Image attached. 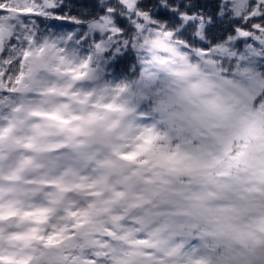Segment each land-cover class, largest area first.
<instances>
[{
  "label": "rangeland",
  "instance_id": "obj_1",
  "mask_svg": "<svg viewBox=\"0 0 264 264\" xmlns=\"http://www.w3.org/2000/svg\"><path fill=\"white\" fill-rule=\"evenodd\" d=\"M252 1L221 5V17L239 18ZM135 4L124 0L137 30L131 38L123 39L110 13L89 24L103 50L117 44L134 51L137 83L122 89L119 104L107 84L82 101L75 89L102 81L104 67L78 74L57 43H31L25 59L18 48L8 51L12 74L0 79V94L9 93L0 99V264H18L25 254L34 256L31 264H200L203 253L210 264H264V106L254 107L264 92V28L237 29L224 44L191 50ZM19 16L0 18V58L6 38L22 30ZM181 17L184 28L193 22ZM150 102L151 116L169 127L161 140L175 137L179 149H152ZM75 210L83 223L64 236L63 218ZM5 213L15 215L12 229ZM199 227L227 254L213 259L193 243L183 248Z\"/></svg>",
  "mask_w": 264,
  "mask_h": 264
},
{
  "label": "trees",
  "instance_id": "obj_2",
  "mask_svg": "<svg viewBox=\"0 0 264 264\" xmlns=\"http://www.w3.org/2000/svg\"><path fill=\"white\" fill-rule=\"evenodd\" d=\"M165 1H167V4H165ZM44 4L45 0H24L20 2V7H17L15 0H0V18L8 15V12L16 16L20 15L17 24L22 27L17 37L13 35L12 38H7V44H5V49H3L2 57L14 58V55L8 53V51H13V49L18 48V50L25 52V59L28 52H31V43H33L34 48H39L41 47L40 42H42L44 44L43 47L50 49L57 43L61 49V54L65 56V58L68 55L72 57V68L75 72L79 74L80 72L82 73V71H84L83 67L85 66L94 67L97 68V70L104 67L101 78L102 81L98 80L95 85L93 83H86V85L75 89V92H77V90L79 91V97L81 96L82 101L86 96L90 95L96 87L99 91L98 96H100L102 91L101 88L106 86V84L116 89L113 91V96L117 101L114 102V105L119 104L121 102L119 98L123 96L118 94V90L132 87L131 89L134 91L139 69L136 65L137 61L134 57L133 49L131 47H129L128 50L125 47L122 49L123 46L119 48V45L114 44L103 50L99 45L101 43V36H93L89 30V24L98 21L103 16L110 13L123 39L128 38L130 35L129 38H131L136 28L132 20L128 17V9L124 5V0H52L51 8L46 11L43 9ZM221 5L222 3L219 0H136L135 8L136 12L140 13L142 16L148 17V19L153 22L152 25L154 27L166 28V31L173 33L178 43H183L191 50L196 48L208 50L214 46L224 44L229 40L230 36L236 35L237 29L253 30L256 25H259V28H264V22L262 23V21H264V14L249 22H245L243 17H221ZM24 14H26V16ZM182 15L187 18L190 17L193 20V22L188 23L185 28L184 18L181 17ZM200 27H204L203 39L201 40L198 39ZM36 35H41L42 39H39V37L35 39ZM120 49L123 50L122 55L117 54L118 52H122ZM96 93L97 92H94V95H97ZM91 102L95 106H100L102 104L97 101L93 102V100ZM155 103L156 102H154V104ZM259 106H264V92L254 104L256 109ZM50 108L51 107H48L47 109L49 112H52ZM53 109H55L54 112H58L61 108L57 107ZM144 109L145 112H147L145 116L151 117L148 119L151 123H149V139L153 141V143L150 144L154 147L152 149L156 151L159 146H165L167 144L166 141L161 140V136L166 134L169 127L159 119L158 115L153 114V116H151L153 109L152 102L148 105L144 104ZM262 117L260 121V131L264 133V114ZM59 119L66 120V117L61 114ZM179 143L180 141L173 137L167 145L173 150H176L179 149ZM242 145L243 142L239 144L235 143V147L230 153L231 156L236 154L237 151L242 148ZM128 156L131 157L132 155L128 154ZM142 158H145V156H142ZM180 179L183 183H190L185 177L181 176ZM99 190L97 189L95 192ZM81 222H83V219ZM134 228H136V226H134ZM201 228L202 227H199V229L195 228L189 234L185 243L182 244L183 247L186 246L187 248L189 244L193 243V246H196L200 253L205 250L209 255L211 251L213 253L211 258L213 259H215L214 256H216L215 252H218L219 256L227 254L226 247L224 246L218 245V249H213L217 241L207 236L208 234L206 235L207 229L203 230ZM140 231L136 229L135 232L136 234H140ZM180 240H182L181 236L177 238V241L180 242ZM222 251L225 252L222 253ZM129 254L130 253L127 255ZM21 256H23V258L20 261L25 259L27 254ZM201 256L202 261L200 264H203L205 260H207L205 264L209 263V257L207 259L204 253ZM113 258L114 257L111 256L110 260H113ZM99 261L101 263L105 262Z\"/></svg>",
  "mask_w": 264,
  "mask_h": 264
},
{
  "label": "water",
  "instance_id": "obj_3",
  "mask_svg": "<svg viewBox=\"0 0 264 264\" xmlns=\"http://www.w3.org/2000/svg\"><path fill=\"white\" fill-rule=\"evenodd\" d=\"M223 2H232L233 0H222ZM43 71V64H42V58L37 57V72L41 73ZM14 220L15 217H10L5 220V224L7 229H12L14 226Z\"/></svg>",
  "mask_w": 264,
  "mask_h": 264
},
{
  "label": "flooded vegetation",
  "instance_id": "obj_4",
  "mask_svg": "<svg viewBox=\"0 0 264 264\" xmlns=\"http://www.w3.org/2000/svg\"><path fill=\"white\" fill-rule=\"evenodd\" d=\"M236 0H233L232 2H235ZM254 1H257V3H259L258 2V0H254ZM259 1H263V0H259ZM6 84H8V83H6ZM2 85H4L3 83H2Z\"/></svg>",
  "mask_w": 264,
  "mask_h": 264
}]
</instances>
